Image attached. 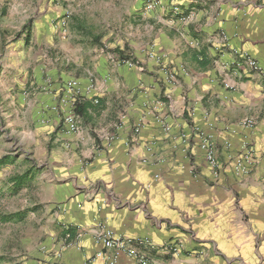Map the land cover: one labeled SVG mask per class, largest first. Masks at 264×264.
<instances>
[{
	"label": "crops",
	"instance_id": "crops-1",
	"mask_svg": "<svg viewBox=\"0 0 264 264\" xmlns=\"http://www.w3.org/2000/svg\"><path fill=\"white\" fill-rule=\"evenodd\" d=\"M157 9L160 28H135L136 66L109 69L110 86L97 84L103 105L88 101L81 131L68 132L61 113L49 122L57 230L47 264H106L104 228L151 264H264V77L249 68L264 69V0H159ZM246 144L259 163L238 176ZM118 264L137 263L122 255Z\"/></svg>",
	"mask_w": 264,
	"mask_h": 264
},
{
	"label": "rangeland",
	"instance_id": "rangeland-1",
	"mask_svg": "<svg viewBox=\"0 0 264 264\" xmlns=\"http://www.w3.org/2000/svg\"><path fill=\"white\" fill-rule=\"evenodd\" d=\"M158 6L159 0H0V159L10 158L0 167V264H47L57 230L47 171L54 108L60 110L70 79L82 83L86 101L103 105L97 84L109 87L117 64L136 66L139 51L127 43L137 40L135 28H160ZM151 10L154 18L144 19ZM85 124L80 117V131ZM25 174L16 192L13 180Z\"/></svg>",
	"mask_w": 264,
	"mask_h": 264
},
{
	"label": "built area",
	"instance_id": "built-area-1",
	"mask_svg": "<svg viewBox=\"0 0 264 264\" xmlns=\"http://www.w3.org/2000/svg\"><path fill=\"white\" fill-rule=\"evenodd\" d=\"M151 8V6H149ZM129 66H133L130 62H126ZM249 68L257 74L264 77V69L255 61L249 62ZM64 94L60 97L58 108H54V111L61 112L63 122L67 127L68 132L78 133L80 130L79 120L80 117L76 112L77 106L87 100L85 88L82 83L76 79H70L65 83ZM91 93V87L87 88ZM95 103L98 100H94ZM245 126L254 127L255 123L252 120L244 122ZM202 144L201 148L206 152V160L213 169L219 168V161L216 156L215 148L211 141V136H201ZM258 161L254 156L253 150L246 144L243 154L236 160L234 171L238 176H244L250 174L258 165ZM101 244L105 249L112 250V255H106L100 252L97 257L104 259L106 264H118L122 255H126L129 258L135 260L137 264H151L150 260L139 254L133 248L127 244L124 240L117 237L111 230L104 228L99 238Z\"/></svg>",
	"mask_w": 264,
	"mask_h": 264
},
{
	"label": "trees",
	"instance_id": "trees-1",
	"mask_svg": "<svg viewBox=\"0 0 264 264\" xmlns=\"http://www.w3.org/2000/svg\"><path fill=\"white\" fill-rule=\"evenodd\" d=\"M91 102V101H89ZM88 101L83 102L82 104L77 106L76 112L78 115L80 116H84V112L87 106V103H89ZM92 104V102H91ZM10 162V158L9 157H3L0 159V167L6 166L8 165V163ZM27 175H22V176H18L16 178H14L13 182H14V186L13 188L15 189L16 192H18V190L23 186L24 181L26 180Z\"/></svg>",
	"mask_w": 264,
	"mask_h": 264
}]
</instances>
